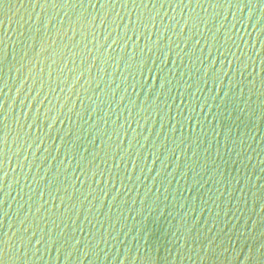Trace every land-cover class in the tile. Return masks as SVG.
Wrapping results in <instances>:
<instances>
[{
	"label": "water",
	"instance_id": "water-1",
	"mask_svg": "<svg viewBox=\"0 0 264 264\" xmlns=\"http://www.w3.org/2000/svg\"><path fill=\"white\" fill-rule=\"evenodd\" d=\"M261 260L264 0H0V264Z\"/></svg>",
	"mask_w": 264,
	"mask_h": 264
},
{
	"label": "snow or ice",
	"instance_id": "snow-or-ice-1",
	"mask_svg": "<svg viewBox=\"0 0 264 264\" xmlns=\"http://www.w3.org/2000/svg\"><path fill=\"white\" fill-rule=\"evenodd\" d=\"M31 243V241L29 240V244ZM25 248L28 247V245H24ZM261 264H264V260H261Z\"/></svg>",
	"mask_w": 264,
	"mask_h": 264
}]
</instances>
